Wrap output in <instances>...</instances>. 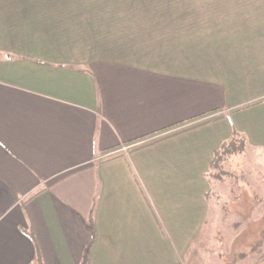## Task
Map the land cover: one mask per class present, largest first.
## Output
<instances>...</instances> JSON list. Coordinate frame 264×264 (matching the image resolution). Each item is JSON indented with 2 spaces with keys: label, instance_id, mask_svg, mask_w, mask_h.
I'll return each mask as SVG.
<instances>
[{
  "label": "crops",
  "instance_id": "1",
  "mask_svg": "<svg viewBox=\"0 0 264 264\" xmlns=\"http://www.w3.org/2000/svg\"><path fill=\"white\" fill-rule=\"evenodd\" d=\"M0 52V264H189L264 171V0H0Z\"/></svg>",
  "mask_w": 264,
  "mask_h": 264
},
{
  "label": "rangeland",
  "instance_id": "2",
  "mask_svg": "<svg viewBox=\"0 0 264 264\" xmlns=\"http://www.w3.org/2000/svg\"><path fill=\"white\" fill-rule=\"evenodd\" d=\"M224 166L231 174L215 182L209 201L219 227L215 220V227L206 228L205 241L193 245L188 263L264 264V171L248 148Z\"/></svg>",
  "mask_w": 264,
  "mask_h": 264
},
{
  "label": "trees",
  "instance_id": "3",
  "mask_svg": "<svg viewBox=\"0 0 264 264\" xmlns=\"http://www.w3.org/2000/svg\"><path fill=\"white\" fill-rule=\"evenodd\" d=\"M1 57L12 58V55H10L9 53L0 52V58ZM245 146L246 140L244 136L234 131L231 137L228 140L222 142L219 149L214 152L209 165V169L207 171V177L210 182V190L206 194V198L209 201L212 196H215V192L213 191L215 182L222 181L223 175L226 176L231 174V172H229L224 166V163L228 161L231 156L244 151L246 149ZM37 262L40 264V259H37ZM82 264H85V260Z\"/></svg>",
  "mask_w": 264,
  "mask_h": 264
}]
</instances>
